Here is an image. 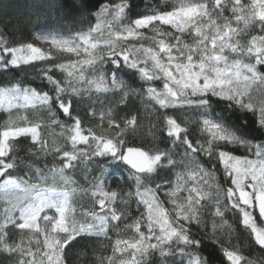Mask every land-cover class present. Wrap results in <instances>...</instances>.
<instances>
[{
  "label": "snow or ice",
  "instance_id": "snow-or-ice-1",
  "mask_svg": "<svg viewBox=\"0 0 264 264\" xmlns=\"http://www.w3.org/2000/svg\"><path fill=\"white\" fill-rule=\"evenodd\" d=\"M135 7L130 0H48V10L28 22L43 21L35 40L47 51L16 39L19 19L0 21V74L32 66L40 81L0 85L8 117L0 130V264H152L156 251L178 254L180 264H213L201 255L205 239L218 247L219 264H254L231 231L218 238L215 218L227 224L226 213H238L264 252L257 224V216L264 223V0H146L132 18ZM46 27L56 30L43 34ZM249 28L259 34L243 44L236 37ZM105 32L102 42L95 39ZM53 49L68 54L65 62H56ZM100 94L116 103L97 122ZM133 98L142 112L132 113ZM192 114L196 119H181ZM48 125L67 134L70 150L42 136ZM146 128L151 140L130 143L144 139ZM21 137L30 139L23 157ZM37 158L43 168L33 167ZM79 165L89 172L90 188L81 191H90L99 211L78 212L73 203L69 172ZM178 167L186 171L175 181L162 179ZM202 201L214 208L211 233ZM128 230L134 236L121 238ZM111 233L116 239L105 255Z\"/></svg>",
  "mask_w": 264,
  "mask_h": 264
},
{
  "label": "trees",
  "instance_id": "trees-1",
  "mask_svg": "<svg viewBox=\"0 0 264 264\" xmlns=\"http://www.w3.org/2000/svg\"><path fill=\"white\" fill-rule=\"evenodd\" d=\"M70 0H53V3H59V4H67ZM91 3H95V0H90ZM113 3H118L120 0H112ZM131 4L137 5L131 13L132 18H135L136 14L141 13L144 11L143 4L146 2V0H130ZM147 2H151V0H147ZM171 2L179 3L180 0H171ZM47 4L48 0H0V21H4L7 19H11L13 21L19 19L22 21V23L18 26L17 36L16 39L20 40L21 35H23L24 42H34L35 43V34L38 31H41L40 29V23H43L41 21L40 23L36 24H29V21H36L37 13L42 11H47ZM56 19V10L53 9L51 11V20ZM74 19H79V14H74ZM73 21H68L67 23H72ZM92 23H95L94 19ZM2 26V25H0ZM81 25H77V27H80ZM233 26L235 27V23H233ZM83 27H87V25H83ZM241 29H243V25H239ZM43 30H50L55 31V28H44ZM31 33V34H29ZM67 34V33H65ZM259 34L255 29L249 28L246 32L242 31L241 35L239 37H236L240 40L241 43L246 44L250 39L252 35ZM106 37V32L104 36H101L99 34L95 35V39L99 41H103V39ZM53 52V58L56 60V62L63 63L65 62V58L68 54H60L56 51ZM74 58V57H73ZM83 59V57H81ZM43 66V65H39ZM62 74L57 73V77L60 78ZM15 78V79H14ZM127 79V77H125ZM15 80H19L25 83L31 82L32 84H38L40 81L36 77V69H34L32 66H22L21 69L14 70L8 74H0V85L8 83L9 81L15 82ZM139 81L137 82V85L139 86ZM10 86V84H9ZM157 86H161L159 82H157ZM101 99L104 100V104L100 105L97 104V122L99 117V111L104 110L107 111L108 108L113 107L116 103L115 99L112 98L109 95L100 94ZM124 105H120L119 108H124ZM119 110V109H117ZM143 111L144 110V104L141 103L139 99L133 98V107L131 109L132 113L135 114L136 111ZM77 111L81 112L83 115V108H78ZM121 115H124L123 112L120 113ZM33 120H35V117H30ZM7 114L4 113L2 110H0V130H3L4 121L7 120ZM45 122L47 120L46 116L44 117ZM181 119H190L194 120L196 119V116L194 114L188 115V116H182ZM67 123V121H66ZM85 128L93 126L90 121H85L84 125ZM191 127V125H189ZM99 131V129H97ZM42 136L51 144L53 141L56 142V144L60 145L61 147H64L68 150L71 149V145L69 142H67V134L61 135V129L55 125H48L47 127H43L42 130ZM151 135L148 134L147 128L145 129V136L144 139H131L130 143L140 146L142 144H145L147 141L151 140ZM30 145V139L21 137L17 141V148L18 153L21 157L25 155L26 148ZM33 167H41L43 168L45 165V161L43 159H34L32 161ZM58 164V161L56 162ZM47 164L49 167L52 166L53 160L51 157L47 158ZM201 164L208 168L210 167L209 164L205 162L204 159L201 160ZM89 169L94 167L93 165L87 166ZM25 170L19 171L18 175H24ZM186 171V169L178 167L175 169L171 174L164 175L162 174V179L164 180H171L175 181V173L176 172H183ZM69 174L72 176V179L76 181V184L73 185L77 188L76 194L73 196V203L77 206L78 212L81 210L80 206H83L84 208H94L96 211H99V208L96 207L93 204V198L90 195V191L87 195H85L81 190L89 189L90 185L87 180H85V176L89 175V172L85 170V165H79L77 168L70 170ZM218 179H220L218 174ZM51 180L49 181V183ZM160 181H157L159 183ZM220 182L223 183L222 179H220ZM154 186V185H153ZM111 187L115 188V182L112 183ZM181 195H186L185 193H181ZM161 198L163 199V196L161 195ZM202 204L205 205L206 210L205 214L203 216V219L207 222L208 225V231L211 233L212 231V225H213V216L212 211H214V208L212 207L211 201H202ZM167 207H171V205H167ZM133 216H135V204L132 205V213ZM225 218L227 219V224H223V221L220 220V218H215V223L217 225V236L220 239L227 240V235L229 231H231V240L234 244H237L239 248L243 251V254L247 257H249L251 260H253L254 264H264V252H261V250L258 248V246H255L250 239L249 232L247 229L243 228V226L240 224L239 215L232 214V213H226ZM129 223L131 221H128ZM223 224V228L221 229L219 226ZM257 224L260 227H264V223H262L259 220V217L257 216ZM123 233V232H122ZM112 239L111 240H105L102 243L107 246V250L105 251V255L111 254V246L114 243L116 239L115 233H111ZM204 245H206V250H204L201 255L205 258L211 259L213 261V264H219V261L221 259L219 255V249L216 246V244L213 241H210L208 239L204 240ZM152 264H161L163 261L164 264H180L181 257L178 254L175 255H166L164 257H161L159 252H153L152 256L150 257ZM3 260V257L0 256V261Z\"/></svg>",
  "mask_w": 264,
  "mask_h": 264
},
{
  "label": "rangeland",
  "instance_id": "rangeland-1",
  "mask_svg": "<svg viewBox=\"0 0 264 264\" xmlns=\"http://www.w3.org/2000/svg\"><path fill=\"white\" fill-rule=\"evenodd\" d=\"M242 2L245 3V4H250L251 0H242ZM42 31H43V34H47L48 32H50V30H42ZM38 32H40V31H38ZM38 32L35 34V36L38 34ZM35 43L37 44V46L42 47L45 51H47L49 49L48 45L43 44L40 41H36L35 40ZM52 51H56V50L53 49ZM217 112H219V109H217ZM48 186H50V187L54 186V187L57 188V190H63V187H64L59 182H57L55 185H53L52 182H50L48 184ZM72 187H74V186H72ZM133 236H134V232L132 230H128V231L122 233L121 238H123V239H131Z\"/></svg>",
  "mask_w": 264,
  "mask_h": 264
}]
</instances>
